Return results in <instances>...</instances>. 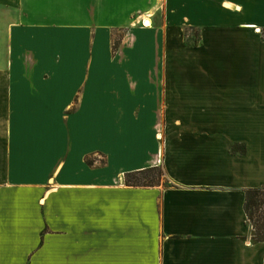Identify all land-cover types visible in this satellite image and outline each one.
I'll list each match as a JSON object with an SVG mask.
<instances>
[{"label":"crops","instance_id":"0c3cea01","mask_svg":"<svg viewBox=\"0 0 264 264\" xmlns=\"http://www.w3.org/2000/svg\"><path fill=\"white\" fill-rule=\"evenodd\" d=\"M250 189L264 0H0V264H264Z\"/></svg>","mask_w":264,"mask_h":264},{"label":"trees","instance_id":"16d2710c","mask_svg":"<svg viewBox=\"0 0 264 264\" xmlns=\"http://www.w3.org/2000/svg\"><path fill=\"white\" fill-rule=\"evenodd\" d=\"M197 44V41L195 42ZM117 45L114 46L116 48ZM162 167H152L125 175V184L131 187H155L160 184ZM264 189L247 191L245 209L257 238L264 240Z\"/></svg>","mask_w":264,"mask_h":264},{"label":"rangeland","instance_id":"374dc122","mask_svg":"<svg viewBox=\"0 0 264 264\" xmlns=\"http://www.w3.org/2000/svg\"><path fill=\"white\" fill-rule=\"evenodd\" d=\"M143 24H144V22H143ZM193 33H190V35H192ZM114 43H115V45L117 44L118 45V41L120 40V37L122 36V33L121 32H119V31H115L114 32ZM195 41V36L194 35H192L191 37H190V41L189 42H194ZM163 169V173H162V176H161V178H160V184H164V185H169V183H170V181H169V179H168V176H167V174H166V172H165V170H164V168H162Z\"/></svg>","mask_w":264,"mask_h":264},{"label":"bare ground","instance_id":"6f19581e","mask_svg":"<svg viewBox=\"0 0 264 264\" xmlns=\"http://www.w3.org/2000/svg\"><path fill=\"white\" fill-rule=\"evenodd\" d=\"M144 18H147V17H144ZM144 26H150V21L145 19V24H143Z\"/></svg>","mask_w":264,"mask_h":264}]
</instances>
